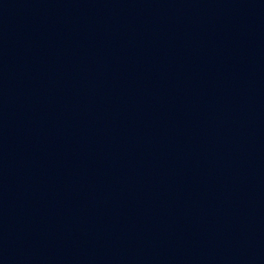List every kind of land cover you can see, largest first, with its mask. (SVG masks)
Wrapping results in <instances>:
<instances>
[{"label":"water","instance_id":"95a60500","mask_svg":"<svg viewBox=\"0 0 264 264\" xmlns=\"http://www.w3.org/2000/svg\"><path fill=\"white\" fill-rule=\"evenodd\" d=\"M0 264H264V0H0Z\"/></svg>","mask_w":264,"mask_h":264}]
</instances>
